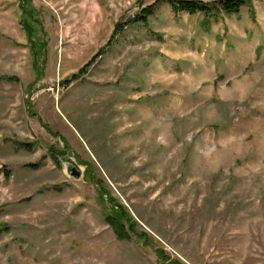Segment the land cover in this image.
Wrapping results in <instances>:
<instances>
[{"label":"rangeland","instance_id":"374dc122","mask_svg":"<svg viewBox=\"0 0 264 264\" xmlns=\"http://www.w3.org/2000/svg\"><path fill=\"white\" fill-rule=\"evenodd\" d=\"M156 1L0 0V264H264V0Z\"/></svg>","mask_w":264,"mask_h":264},{"label":"trees","instance_id":"16d2710c","mask_svg":"<svg viewBox=\"0 0 264 264\" xmlns=\"http://www.w3.org/2000/svg\"><path fill=\"white\" fill-rule=\"evenodd\" d=\"M25 2V0H23ZM30 2V0H28ZM250 0H217L212 3H206L203 1L199 0H157L155 3L148 5L140 11L139 14H137L132 22H144L146 23L148 21V18L152 16L157 9V7L160 4L167 3L171 6L173 12L175 14H188V15H195V14H202L205 17H207L206 23L209 24L208 22L212 19H215L217 15L220 13L225 14V15H236L239 14L241 9L245 7ZM25 17H28L27 14ZM29 18V17H28ZM22 25L24 26L25 30L28 31L29 36L32 35L33 28L29 27V23L27 20H22L21 21ZM116 32V30H115ZM114 32V34H115ZM113 34V35H114ZM113 37V36H112ZM108 41L107 44H112L113 38ZM42 47V46H40ZM37 47L36 45L32 48L33 49V54L37 58L39 57L41 52V48ZM34 48L36 50L34 51ZM104 53V48L100 49L97 54H95L92 59L87 63V65L84 68L89 67L91 64L94 63L96 59H98L102 54ZM36 58V59H37ZM82 68L77 74H74L71 79H65L62 83L63 85L71 84L75 80L79 79L82 71L84 70ZM28 104H31L30 101ZM46 128L49 130V127L46 126ZM58 135V134H57ZM53 150V151H51ZM50 151L52 155H54V148H52ZM31 168H38L40 165L39 164H30L28 165ZM129 219V215H125ZM124 233H122V236ZM158 255L160 256V259H162L164 262H168V264H182L180 261L176 260H171L169 257H165L164 253L162 251H157Z\"/></svg>","mask_w":264,"mask_h":264},{"label":"water","instance_id":"95a60500","mask_svg":"<svg viewBox=\"0 0 264 264\" xmlns=\"http://www.w3.org/2000/svg\"><path fill=\"white\" fill-rule=\"evenodd\" d=\"M68 171L71 173L73 177H76V178L81 177V171L73 164H70L68 166Z\"/></svg>","mask_w":264,"mask_h":264}]
</instances>
